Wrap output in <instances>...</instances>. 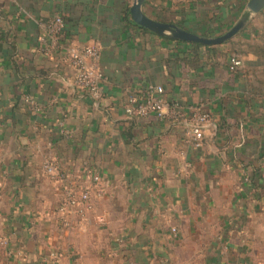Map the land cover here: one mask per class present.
I'll return each mask as SVG.
<instances>
[{"label":"crops","instance_id":"0c3cea01","mask_svg":"<svg viewBox=\"0 0 264 264\" xmlns=\"http://www.w3.org/2000/svg\"><path fill=\"white\" fill-rule=\"evenodd\" d=\"M133 1L0 0V250L9 264H264V8L188 64L191 42L137 25ZM250 1L145 0L143 12L219 37ZM56 15L67 43L99 46L102 98L46 55L42 24ZM232 55L243 62L235 73ZM150 85L185 116L211 112L201 149L181 119L125 114ZM47 161L79 186L99 174L89 222L57 213L63 184Z\"/></svg>","mask_w":264,"mask_h":264},{"label":"built area","instance_id":"2783aa9c","mask_svg":"<svg viewBox=\"0 0 264 264\" xmlns=\"http://www.w3.org/2000/svg\"><path fill=\"white\" fill-rule=\"evenodd\" d=\"M43 35L40 38L44 51L48 56H58L60 61L71 66L74 70V86L98 100L103 96L104 74L99 68L101 50L96 44L77 46L67 43L64 35L65 20L56 15L43 24ZM243 66L242 60L237 56L230 58V70H238ZM165 90L162 86L150 85L140 94L130 95L124 105L125 114L129 117L147 118L154 116L159 120L181 119L187 129L189 143L196 150L204 145L205 128L212 124L213 116L210 111L199 106L193 109L192 115L185 116L183 112L171 107L164 99ZM23 101L35 105L31 97L25 96ZM44 172L56 182L63 184V197L57 213L68 220L89 222L90 214L94 211V198H102L104 190L101 177L98 173L86 174L89 183L78 185L69 182L68 174L64 173L54 161L44 164ZM173 233L177 231L172 230ZM0 244L7 248L5 239ZM8 255V253H7Z\"/></svg>","mask_w":264,"mask_h":264},{"label":"water","instance_id":"95a60500","mask_svg":"<svg viewBox=\"0 0 264 264\" xmlns=\"http://www.w3.org/2000/svg\"><path fill=\"white\" fill-rule=\"evenodd\" d=\"M145 0H134L130 14L134 22L151 32L182 42L197 43L203 46L221 45L234 38L246 25L248 19L264 8V0H251L247 5L248 16L243 17L230 31L219 37H205L189 32L177 25L156 21L143 12Z\"/></svg>","mask_w":264,"mask_h":264},{"label":"trees","instance_id":"16d2710c","mask_svg":"<svg viewBox=\"0 0 264 264\" xmlns=\"http://www.w3.org/2000/svg\"><path fill=\"white\" fill-rule=\"evenodd\" d=\"M191 45H192V47H193V53H194V55H195V59L191 62V61H188V64H194V63H198L199 61H200V58H199V56L197 55V50L200 48V45L199 44H197V43H191ZM233 56V55H232ZM232 56H230V58L232 57ZM229 69H230V65H229ZM232 72H237V70H234V71H232ZM175 108V107H174ZM131 119H137L136 117H130Z\"/></svg>","mask_w":264,"mask_h":264},{"label":"rangeland","instance_id":"374dc122","mask_svg":"<svg viewBox=\"0 0 264 264\" xmlns=\"http://www.w3.org/2000/svg\"><path fill=\"white\" fill-rule=\"evenodd\" d=\"M184 258H189L190 255H183ZM7 260V256L4 251L0 250V264H9Z\"/></svg>","mask_w":264,"mask_h":264}]
</instances>
